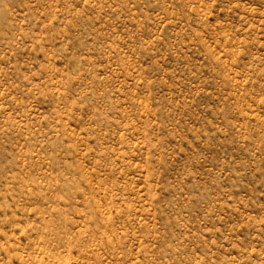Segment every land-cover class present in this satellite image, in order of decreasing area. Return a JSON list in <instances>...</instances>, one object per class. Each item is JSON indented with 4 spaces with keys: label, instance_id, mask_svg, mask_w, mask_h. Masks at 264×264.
Returning <instances> with one entry per match:
<instances>
[{
    "label": "rangeland",
    "instance_id": "1",
    "mask_svg": "<svg viewBox=\"0 0 264 264\" xmlns=\"http://www.w3.org/2000/svg\"><path fill=\"white\" fill-rule=\"evenodd\" d=\"M0 264H264V0H0Z\"/></svg>",
    "mask_w": 264,
    "mask_h": 264
}]
</instances>
